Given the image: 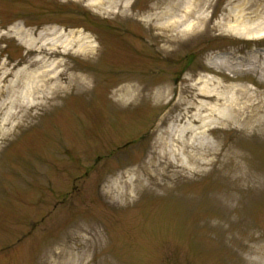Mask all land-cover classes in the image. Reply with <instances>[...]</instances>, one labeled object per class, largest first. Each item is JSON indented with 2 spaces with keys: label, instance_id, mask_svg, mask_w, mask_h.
Wrapping results in <instances>:
<instances>
[{
  "label": "rangeland",
  "instance_id": "374dc122",
  "mask_svg": "<svg viewBox=\"0 0 264 264\" xmlns=\"http://www.w3.org/2000/svg\"><path fill=\"white\" fill-rule=\"evenodd\" d=\"M99 1L0 0V69L11 80L25 67L28 82L40 66L17 29L73 31L95 46L54 60L86 86L73 81L25 108L0 140V264H264V121L212 125L200 167L160 153L198 79L229 94L247 88L243 104L264 99V71L246 63L258 55L264 64V35L221 27L231 0H208L201 24L175 43L161 12L176 15L190 0L180 9L175 0ZM221 56L245 64H210ZM127 86L139 89L123 104Z\"/></svg>",
  "mask_w": 264,
  "mask_h": 264
},
{
  "label": "bare ground",
  "instance_id": "6f19581e",
  "mask_svg": "<svg viewBox=\"0 0 264 264\" xmlns=\"http://www.w3.org/2000/svg\"><path fill=\"white\" fill-rule=\"evenodd\" d=\"M104 1L100 0L98 6H102ZM231 2H235L234 8L225 15L221 27L227 32L247 39L264 35V0H231ZM174 5L175 8L178 6L179 9L181 8L179 0H175ZM207 6L208 0H190L176 15L169 10H163L161 16H167L165 23L167 29L164 33L168 30L171 32L165 35V41L175 43L179 35H185L191 27L190 30L201 24L204 20L202 11ZM174 31H176L175 34H173ZM14 33L19 36L22 43L37 50L35 61L40 66L28 82H24L20 76L27 74L25 67L16 74V80L9 79L11 75L9 70L1 71L0 69V84L9 82L7 98L0 102V140L9 136L22 123V120L24 121L27 110L33 105H38L45 98L47 100L49 95L53 98L70 89L73 81L78 83V87L86 86L87 78L75 74L68 75L66 79L64 69L57 71L56 65L61 64V60L54 62L55 56H62L70 48H76L77 52L91 54L95 50L89 36H83L81 33L75 36L73 31L64 33L56 28H45L38 32L17 29ZM58 44L64 47L63 52L58 50L60 47ZM258 58V55L251 56L247 58L246 63L264 71V64L258 67ZM218 63L229 68L245 64L243 61L231 60L228 56L224 58L221 56L219 60L210 61V64ZM196 83L198 86H195V101H191L188 108L178 116L177 123H171L167 131L160 135V153L163 155L161 157L168 156L172 160L179 161L182 169L189 166L191 162L196 163L198 167L206 162L210 144L208 134L212 125L242 123L260 127L264 121V99L256 103L241 102L240 99L247 95V88L236 87L229 94L228 90L212 86L209 79L200 78ZM134 87L122 88L117 97L118 101L123 104L132 102L139 89L138 86ZM2 93L3 86L0 85V97ZM197 141L201 143V147L195 146ZM194 150L199 154L196 155ZM165 167L167 168V165ZM144 171L153 176L148 168Z\"/></svg>",
  "mask_w": 264,
  "mask_h": 264
}]
</instances>
